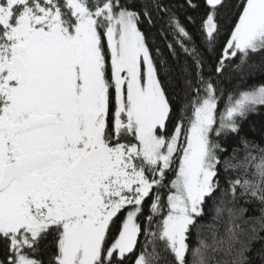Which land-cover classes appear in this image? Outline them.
I'll return each mask as SVG.
<instances>
[{
  "label": "snow or ice",
  "instance_id": "1",
  "mask_svg": "<svg viewBox=\"0 0 264 264\" xmlns=\"http://www.w3.org/2000/svg\"><path fill=\"white\" fill-rule=\"evenodd\" d=\"M0 264H264V0H0Z\"/></svg>",
  "mask_w": 264,
  "mask_h": 264
},
{
  "label": "trees",
  "instance_id": "2",
  "mask_svg": "<svg viewBox=\"0 0 264 264\" xmlns=\"http://www.w3.org/2000/svg\"><path fill=\"white\" fill-rule=\"evenodd\" d=\"M261 120H262V118L259 117V116H257V117L255 118V120H254V122H253V125H252V129H253V131L258 130V128H259V126H260V123H261Z\"/></svg>",
  "mask_w": 264,
  "mask_h": 264
}]
</instances>
